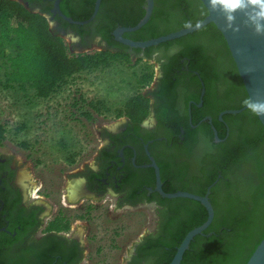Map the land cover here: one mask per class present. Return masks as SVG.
Listing matches in <instances>:
<instances>
[{
  "label": "flooded vegetation",
  "instance_id": "flooded-vegetation-1",
  "mask_svg": "<svg viewBox=\"0 0 264 264\" xmlns=\"http://www.w3.org/2000/svg\"><path fill=\"white\" fill-rule=\"evenodd\" d=\"M96 1L57 0L59 15L52 12L55 0H24L33 12L44 11L50 31L77 49L71 51L111 54L113 63L128 66L132 92L125 100L140 96L146 114L139 121L113 114L117 125L99 130L102 141L93 146L91 161L78 173L63 172L55 203L42 201V184L33 199L35 185L20 184L11 158L0 154V264H168L178 247L172 248L173 232L200 222L205 209L162 194L204 196L209 188L212 221L213 204L221 205L232 183L234 166L226 176L221 170L230 159L218 160L238 151L226 121L236 114L222 112L244 107L247 96L222 36L220 43L216 33L200 28L145 48L118 40L144 42L191 26L206 15L201 2L151 0L145 24L127 32L144 16L146 0H99L95 9ZM71 181L81 188L75 198L67 188ZM138 214L153 218L144 216V231L130 233L127 250L125 231ZM106 215L115 216L113 225Z\"/></svg>",
  "mask_w": 264,
  "mask_h": 264
},
{
  "label": "trees",
  "instance_id": "trees-1",
  "mask_svg": "<svg viewBox=\"0 0 264 264\" xmlns=\"http://www.w3.org/2000/svg\"><path fill=\"white\" fill-rule=\"evenodd\" d=\"M43 14L44 11L33 12L24 0H0V64L7 68L2 87L16 86L20 90L27 87L34 97L46 99L73 76L117 61L116 56L107 53H73L50 31ZM198 31L214 32L223 43L211 23ZM82 101L78 97L70 105L79 110V104L85 105L86 109H81L80 114L87 121L92 118L90 110L96 114L106 111L101 101ZM239 108L230 107V110ZM113 113L115 117L125 114L133 121H139L145 116L146 107L143 99L134 95ZM226 121L235 129L234 148L238 151L233 157L223 155L218 162L230 159L226 163L228 167L221 170L226 176L228 168L234 166L232 183L228 185L221 205L213 204L214 218L210 226L192 238L180 264H245L264 236V130L250 111L228 115ZM245 127L252 135L247 134ZM3 134L0 126V141ZM205 219L204 211L200 222L193 223L188 229L174 231L172 248ZM207 233L210 235L202 236Z\"/></svg>",
  "mask_w": 264,
  "mask_h": 264
},
{
  "label": "rangeland",
  "instance_id": "rangeland-1",
  "mask_svg": "<svg viewBox=\"0 0 264 264\" xmlns=\"http://www.w3.org/2000/svg\"><path fill=\"white\" fill-rule=\"evenodd\" d=\"M64 42L69 50L75 51L73 43L67 38H64ZM80 52L87 50L83 48ZM131 71L128 66L111 63L101 69L81 72L66 80L46 99H39L27 87L21 90L16 86L2 87L7 68L5 64H0V126L4 132L0 154L11 158L15 178L24 174V181L35 185L31 186L32 191L42 184L46 198L42 201L55 203L63 172L76 168L75 172L78 173L81 166L93 158V146L102 141L99 130L102 127L112 129L117 125L118 121L112 118L113 111L132 92ZM78 97L83 103L88 100L101 101L106 111L93 115L90 123L80 114L81 109H86L85 105L79 104L80 110L70 105ZM76 183L71 181L66 186L69 189ZM144 216L153 218L150 214H138L130 221L133 225L125 231L127 238L123 239L127 250L130 247L127 243L130 233L144 231ZM106 218L108 223H112L110 225L115 223L111 221L114 215H106ZM123 263L118 261L114 264Z\"/></svg>",
  "mask_w": 264,
  "mask_h": 264
},
{
  "label": "water",
  "instance_id": "water-1",
  "mask_svg": "<svg viewBox=\"0 0 264 264\" xmlns=\"http://www.w3.org/2000/svg\"><path fill=\"white\" fill-rule=\"evenodd\" d=\"M206 10L205 17L198 23L187 26L180 30L171 32L167 35L160 36L154 39H150L144 42L133 43L126 40H120L121 43L126 44L132 47L145 48L149 46H155L159 43L173 40L179 38L188 33L194 32L203 26L211 23L217 29V31L221 34L226 47L229 51L233 64L235 66L237 75L242 83L243 89L246 93L247 98H251L253 100L261 99L264 100V36L254 35L252 29L250 27H246L243 24L245 17L242 13L236 14V23L240 25V31L237 33H233L231 31H226L224 28V18L223 16L216 11H211L208 7V0H199ZM99 0L96 1L95 9L98 5ZM146 9L144 16L139 20V22L129 28L123 29V31H134L139 29L142 25L147 21L150 10H151V0H146ZM53 13H59L57 7V0H55L53 5ZM70 23L74 24H84L87 21L83 22H73L69 19H66ZM122 31V30H121ZM119 32V31H118ZM246 106L237 109V110H228L222 112L223 114H237L240 111L244 110ZM257 119L264 130V115L257 116ZM158 180V176H157ZM206 190L204 196H195L185 192H175L169 194H162L166 198H187L194 201L199 202L205 209L206 219L205 221L190 230L185 234L178 247L175 250L170 262L168 264H180L182 255L184 251L187 250L189 242L196 235H201L202 232L207 228L212 219V209L207 201V193ZM245 264H264V236L256 245L250 256L248 257Z\"/></svg>",
  "mask_w": 264,
  "mask_h": 264
},
{
  "label": "clouds",
  "instance_id": "clouds-1",
  "mask_svg": "<svg viewBox=\"0 0 264 264\" xmlns=\"http://www.w3.org/2000/svg\"><path fill=\"white\" fill-rule=\"evenodd\" d=\"M208 7L223 16L226 31L233 33L240 31V25L236 23V14L242 13L245 17L243 24L250 27L254 35L264 36V0H208ZM243 103L253 114L264 115V100L247 98ZM30 195L33 199H39L36 191Z\"/></svg>",
  "mask_w": 264,
  "mask_h": 264
},
{
  "label": "bare ground",
  "instance_id": "bare-ground-1",
  "mask_svg": "<svg viewBox=\"0 0 264 264\" xmlns=\"http://www.w3.org/2000/svg\"><path fill=\"white\" fill-rule=\"evenodd\" d=\"M24 178H25V175L24 174H20L18 176V182L20 184H22L24 182ZM80 191H81V188H80V184L79 183H76L73 186H71L69 188L70 198H75L76 196H78L80 194Z\"/></svg>",
  "mask_w": 264,
  "mask_h": 264
}]
</instances>
